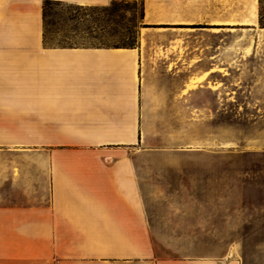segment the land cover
<instances>
[{"label":"crops","instance_id":"0c3cea01","mask_svg":"<svg viewBox=\"0 0 264 264\" xmlns=\"http://www.w3.org/2000/svg\"><path fill=\"white\" fill-rule=\"evenodd\" d=\"M43 2L0 0V264H242L154 252L133 155L150 130L147 47L46 44ZM145 2L181 23L182 0Z\"/></svg>","mask_w":264,"mask_h":264},{"label":"rangeland","instance_id":"374dc122","mask_svg":"<svg viewBox=\"0 0 264 264\" xmlns=\"http://www.w3.org/2000/svg\"><path fill=\"white\" fill-rule=\"evenodd\" d=\"M117 1L105 28L103 12L51 4L50 37L55 44L147 47L150 130L133 155L154 252L264 264V0H256L255 18L253 0H182L178 25L164 24L157 6L149 15L145 0ZM164 27L181 34L175 40ZM162 45L181 46L180 53Z\"/></svg>","mask_w":264,"mask_h":264},{"label":"trees","instance_id":"16d2710c","mask_svg":"<svg viewBox=\"0 0 264 264\" xmlns=\"http://www.w3.org/2000/svg\"><path fill=\"white\" fill-rule=\"evenodd\" d=\"M61 1H57V0H44L43 2V25H44V33H43V38H44V42L46 44H55V43H51V40L53 39L52 37H50V30H49V26L55 24L54 21H50L49 20V11L48 8L50 7L51 4L53 3H58ZM70 4V3H69ZM70 6L78 8V9H87V8H91V9H95L98 10L100 12H103L106 18H102L101 22L102 23V27H110L111 24H113L114 19L113 17L115 16V14H117V12L119 11V2L117 0H112L108 5H93V6H83V5H78V4H70ZM57 45H72V44H57ZM99 46H119V45H99ZM123 46L126 47H135V43H133L131 41V43L129 44H125Z\"/></svg>","mask_w":264,"mask_h":264},{"label":"bare ground","instance_id":"6f19581e","mask_svg":"<svg viewBox=\"0 0 264 264\" xmlns=\"http://www.w3.org/2000/svg\"><path fill=\"white\" fill-rule=\"evenodd\" d=\"M256 9H257V7H256V0H253V5H252V18H255L257 16L256 15ZM189 86L192 87V88H195L197 86V81H192ZM214 88H216V87L214 86Z\"/></svg>","mask_w":264,"mask_h":264}]
</instances>
